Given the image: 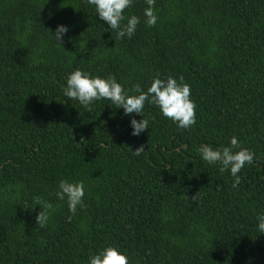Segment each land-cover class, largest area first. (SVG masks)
<instances>
[{"label":"trees","instance_id":"trees-1","mask_svg":"<svg viewBox=\"0 0 264 264\" xmlns=\"http://www.w3.org/2000/svg\"><path fill=\"white\" fill-rule=\"evenodd\" d=\"M145 7L125 10L141 23L120 39L86 0H0V264H87L105 245L129 264H264V0H155V27ZM77 68L126 90L183 76L197 122L178 129L146 102L149 129L131 136L110 101L63 95ZM232 136L255 153L237 188L198 153ZM62 178L85 182L75 215L55 197ZM36 197L54 207L44 227Z\"/></svg>","mask_w":264,"mask_h":264},{"label":"clouds","instance_id":"clouds-1","mask_svg":"<svg viewBox=\"0 0 264 264\" xmlns=\"http://www.w3.org/2000/svg\"><path fill=\"white\" fill-rule=\"evenodd\" d=\"M145 2L147 7L143 11V22L148 27H155L159 18L155 10V0ZM86 3L94 9L95 14H98L99 20L116 32L117 38L130 39L141 23L139 16L125 15V10L132 7L134 0H86ZM125 20L126 23H122ZM69 31L67 25L59 24L54 31L50 30L51 38L56 45L61 46ZM68 39L71 41V37ZM62 92L67 100L78 101L85 108H90L94 102L108 100L116 109H123V115L130 117V135L134 137H139L149 129V120L143 116L146 102L157 107L160 114L170 119L178 129H189L197 122L196 104L191 99V86L185 82L183 76L179 79L171 75L162 78L160 73H156L150 84L144 88L140 84H135L132 89L126 90L114 75L102 77L77 68L65 77ZM133 114L140 115L142 119L137 120ZM240 144L239 139L232 136L228 146L213 148L211 145L201 144L198 148L203 162L208 165H219L221 173L225 171L230 173L233 177V188H237L241 183V176L238 173L246 164L251 165L255 159V153L241 147ZM143 152L145 145L141 144L132 151V154L140 156ZM85 191L84 180L70 181L62 178L57 184L55 197L60 201H66L69 212L75 215L78 207H85ZM34 202L40 208L36 215V223L39 227H44L54 211L53 204L41 197L34 198ZM257 221L258 231L264 234V213L257 216ZM87 264H129V257L118 246L105 245L88 256Z\"/></svg>","mask_w":264,"mask_h":264}]
</instances>
